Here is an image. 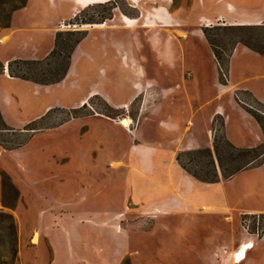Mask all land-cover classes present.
<instances>
[{
  "label": "rangeland",
  "instance_id": "1",
  "mask_svg": "<svg viewBox=\"0 0 264 264\" xmlns=\"http://www.w3.org/2000/svg\"><path fill=\"white\" fill-rule=\"evenodd\" d=\"M66 1L55 10L36 0L18 8L16 13L30 9L33 13L57 12L65 21L80 24L78 29L59 31L57 56L48 63L15 65V72L34 74L38 70L37 77H58L73 42L88 29L102 26L94 23L109 24L115 19L123 25L130 23L138 35L141 66L151 81L145 92L126 104H114L102 92H92L85 100L88 104L54 107L45 117L21 128L7 126L0 115V264H50V236L54 233L58 234L59 260L69 264L88 260L94 264L118 260L123 264H204L205 254L201 257L199 250L209 248L210 235L215 237L229 226L236 236H246L242 216L264 213L263 180L253 186L239 175L232 185H226L238 197L228 194L237 205L229 221L228 210L205 211L197 205L219 196L217 188L191 183L176 168H183L182 158L201 176L216 172L215 146L212 157L206 148L184 150L193 137L203 144L212 137L219 140L225 171L255 155L223 143L226 119L222 115L214 118L220 100L209 99L216 86L226 84L223 70L227 72L226 59L237 39L264 51V27H214L211 22L209 32L217 58L204 36V21L218 20L232 7L235 17L253 15L254 23L264 25V0ZM19 4L20 0H0V29L9 24ZM77 6L79 13L72 15ZM82 23L87 25L83 28ZM167 37L179 56L176 64L163 61L161 41ZM181 54H185V68ZM188 70L194 72L193 77ZM182 86L188 87L189 103L178 90ZM195 87L201 89L200 98L193 96ZM171 88L174 91L162 98V91ZM31 96L37 100L38 96ZM258 115L264 123V115ZM189 116L194 125L184 133L169 124ZM125 119L131 123L125 125ZM239 121L230 124L231 131L245 132ZM147 147L158 150L154 170L144 150ZM257 256L264 264V253ZM218 264H225L220 256Z\"/></svg>",
  "mask_w": 264,
  "mask_h": 264
},
{
  "label": "crops",
  "instance_id": "2",
  "mask_svg": "<svg viewBox=\"0 0 264 264\" xmlns=\"http://www.w3.org/2000/svg\"><path fill=\"white\" fill-rule=\"evenodd\" d=\"M36 1H40L45 7L48 4L53 10H55V7H64L67 2L64 0L61 4H58L57 0ZM79 7L77 6L72 11V15L79 13ZM19 9L12 12L9 24L0 29V63L8 68L7 70L4 68V71L0 72V115L7 126L21 128L45 117L54 107L72 108L83 104L92 92H102L111 99V102L119 105L133 101L139 92H145L146 84L151 81V78L141 66L142 57L139 55L137 48L138 35L130 27L132 26L130 23L123 25L115 19L109 24L106 23L103 27H92L83 33V37L71 52L68 64L65 65V74L60 80L42 82L10 75L8 67L10 61L25 59L41 62L50 57L56 49L58 50L57 37L61 30L60 23L66 19L59 16L57 12L49 13L47 10H45V13L43 11L33 13L31 9L24 13H16ZM253 19H255V16L248 14L235 17L234 11L230 7L220 15L218 20L207 18L204 21V26L210 27V23L213 22L212 26L214 27H264L260 22L254 23ZM171 40L170 37H167L161 41L163 45L162 58L163 61L169 64H176L179 56L170 46ZM181 56L182 66L185 68V54H181ZM41 65L43 64H36L39 67ZM226 67L228 81H226V84L216 86L214 95L209 99V101L220 100L214 118H216V115L225 117V137L235 147L241 149L259 148L261 150L264 145V123L258 115L260 113L258 109L264 111V51L255 48L250 43L237 39L226 59ZM183 71L185 72L184 69ZM187 73L191 77L194 76L192 70H188ZM179 89H181L180 92L185 94L189 103L191 95L188 87L182 86ZM171 91H174V88L164 89L162 98L167 97ZM31 94L39 98L37 97L36 100L32 98ZM193 96L200 98L201 89L195 87ZM239 99L245 101L246 104L240 102ZM248 104L253 105L254 108ZM192 116H189L185 121L174 119L169 124L184 133L191 130L190 127L192 124L194 125ZM240 119L246 129L243 128L245 132H240L235 128H232L231 131L230 124H237ZM181 125H184L183 128ZM178 141H181L180 137ZM206 142V144H203L201 139L193 137L188 144H185L184 150L191 151L206 148L213 151V137ZM176 148H179V146L177 145ZM144 150L151 159L152 169L154 170L157 165H153V157L158 155V150L155 147H147ZM214 156L216 158L215 163H218L216 151H214ZM259 161V165L256 166ZM169 165L171 166V163ZM176 168L182 170L183 176L189 179L191 183H201L209 188H217L219 196L214 197L215 199L210 200V202H197V205L205 211L228 210L229 214L226 217L229 221L233 218L231 211L236 209L237 206L233 204L236 202L233 198L238 197L237 193L233 192L231 194L227 191L226 185H232L233 180H236L239 175L244 177L242 181H250L253 186L262 182V180L264 181V156L262 154L258 159L248 162L245 168L237 174L228 178L221 175V178L216 182L200 181L184 167L180 168L179 165H176ZM216 169L222 174L219 163L216 164ZM228 194L233 195V198ZM112 221L114 220L109 222L114 223ZM57 237V233L50 236L53 251L50 264H69L59 260L60 255L57 252L60 248ZM247 240V236H236L228 226L226 230L219 231L215 237L210 235L209 248L203 252L199 250V252H201V257L203 253L205 254L204 264H218L219 256L225 261V264L226 262L260 264L257 255L264 253V240L255 241L253 248L247 252V256L243 261L236 262L234 260L233 252L238 249L241 243ZM60 253L62 255L61 251ZM60 258L62 259V256ZM85 262L86 264L89 262V264H94L93 261L89 260ZM110 264L123 263L118 260Z\"/></svg>",
  "mask_w": 264,
  "mask_h": 264
},
{
  "label": "trees",
  "instance_id": "3",
  "mask_svg": "<svg viewBox=\"0 0 264 264\" xmlns=\"http://www.w3.org/2000/svg\"><path fill=\"white\" fill-rule=\"evenodd\" d=\"M27 3V0H20V4L14 8L15 9H18V8H21L23 6H25ZM211 27H206L204 29V32H205V35L207 36L209 42L211 43L214 51H215V55L217 58H219V55L218 53L216 52L215 50V44L213 43L212 39L210 38V29ZM83 37V34H81L74 42L73 44L71 45V49L69 51V53L67 54V64H68V61H69V58L71 56V52L74 48V46L81 40V38ZM58 44H59V36L57 37V48H58ZM57 49L53 52V54L48 57L45 61H41V62H37L35 60H25V59H16V60H13V61H10L9 62V73L10 75L12 76H15V77H20V78H24V79H29V80H34V81H42V82H49V81H52V80H60L64 74H65V71H66V68L62 71V73L58 76V77H55V78H50V79H44V78H39L37 77V73L35 71L34 74L32 73H18V72H15L14 70V66L17 65L18 67H25V66H28V65H36V64H44V63H48V61L51 59V58H54L55 56H57ZM2 64V63H1ZM66 64V65H67ZM4 65L2 64L1 66V70L0 72L4 71ZM223 143L226 144V145H229L230 147H232L233 149L239 151V152H251V153H255V155L249 159V161H247L246 163L238 166L237 168H234L232 169L231 171H225V169L222 167V160H221V157H220V143H219V140L217 138H214V146H215V151H216V155H217V159L221 165V168H222V174L219 173V171H217L216 169V172L214 173L213 176H201L199 175L198 173H196L195 171H192L190 170L187 165L183 162L182 158H180L181 160V164L182 166L188 171L190 172L192 175H194L195 177L201 179V180H204V181H207V182H216L218 181L220 178H221V175L224 177V178H228V177H231L232 175H234L235 173H237L238 171L242 170L243 168H245V166L247 165L248 162L250 161H253V160H256L258 159L261 154L264 156V151L260 152V149L259 148H252V149H241V148H237L235 147L232 143H230L225 135L223 137ZM202 149H199V150H191L190 152H198V151H201ZM208 152L210 153L211 157L213 156L212 155V152L210 149H208ZM215 162V160H213Z\"/></svg>",
  "mask_w": 264,
  "mask_h": 264
},
{
  "label": "built area",
  "instance_id": "4",
  "mask_svg": "<svg viewBox=\"0 0 264 264\" xmlns=\"http://www.w3.org/2000/svg\"><path fill=\"white\" fill-rule=\"evenodd\" d=\"M79 24H80L79 22H76L74 20L73 21H62L60 23V29L61 30L78 29ZM94 24L104 26L106 22L104 21L101 23H94ZM84 25H87V24L82 23L83 28H84ZM89 25H93V24H89ZM5 69L7 70L8 68H5ZM223 78L226 81H228V73L225 70H223ZM239 100L240 102L246 104L245 101L241 99ZM85 104H88V101H85L83 103V105ZM248 105L250 107H253V105H250V104ZM258 111L264 115V111L259 110V109ZM241 224H242V229L245 235L247 236L248 240L241 243L238 249H236L233 252V258L236 262L243 261L246 258L247 252L253 248L255 244V240L264 239V213L244 214L241 219Z\"/></svg>",
  "mask_w": 264,
  "mask_h": 264
},
{
  "label": "bare ground",
  "instance_id": "5",
  "mask_svg": "<svg viewBox=\"0 0 264 264\" xmlns=\"http://www.w3.org/2000/svg\"><path fill=\"white\" fill-rule=\"evenodd\" d=\"M99 27H102V26H99ZM123 123H124L125 125H129V124L131 123V121H130L129 119H125V120L123 121Z\"/></svg>",
  "mask_w": 264,
  "mask_h": 264
}]
</instances>
